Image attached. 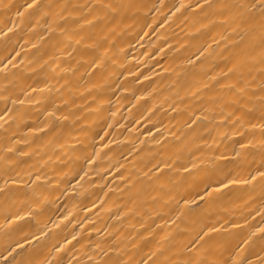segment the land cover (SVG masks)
Wrapping results in <instances>:
<instances>
[{
  "label": "bare ground",
  "instance_id": "obj_1",
  "mask_svg": "<svg viewBox=\"0 0 264 264\" xmlns=\"http://www.w3.org/2000/svg\"><path fill=\"white\" fill-rule=\"evenodd\" d=\"M221 4L259 15L0 0V258L264 264V48Z\"/></svg>",
  "mask_w": 264,
  "mask_h": 264
},
{
  "label": "snow or ice",
  "instance_id": "obj_2",
  "mask_svg": "<svg viewBox=\"0 0 264 264\" xmlns=\"http://www.w3.org/2000/svg\"><path fill=\"white\" fill-rule=\"evenodd\" d=\"M33 3H35V0H33ZM183 6V5H182ZM208 7H211V5H207ZM5 7L7 8L8 6L5 5ZM29 7H31V5H29ZM99 7L102 8H106L108 11L110 12H117V10L119 8L124 7L123 5H113V4H108V5H100ZM199 7V5H198ZM225 13L228 14V18L231 19V21L233 23H236L237 21H239V23L237 24V27L240 26V24H243L245 26V30H247L249 33H253V32H259L260 33V46L261 48H264V0H259V15L258 17L255 15L250 14L249 11V5L247 4H221L219 6ZM252 9L257 8V4L253 3L250 6ZM19 14V13H18ZM94 19H96V17H94ZM88 23H91V21H89ZM77 43H79V41H77ZM201 55H203V53H201ZM97 61L93 60L92 63L95 64ZM261 63H264V54H262L261 56ZM233 69H229V72H232ZM262 75H264V73H262ZM225 78L227 77V74H224ZM241 82H242V77H241ZM223 87L228 88L229 91H231L232 89H236L240 94H243L245 92V89L243 87H238L237 84H232V85H225ZM261 95L258 98L260 101V104L262 107H264V88H261ZM234 104H238L239 101H233ZM238 111L240 110L239 108L237 109ZM262 128H264V125L261 126ZM10 151V150H9ZM86 160H89V162L91 161L90 157H86ZM161 175H163V173L161 172ZM257 175L261 178V180H264V172H258ZM159 178V177H158ZM256 177L253 176L252 179H255ZM37 180H39V176H37L36 178ZM242 181H232L230 180L229 183H241ZM246 183V181L244 182ZM222 186H223V182H221ZM210 185L206 187L205 189V195H210L211 192L209 191L210 189ZM197 196L199 197V193H197ZM185 204L190 203V201L185 200L184 201ZM209 231H212V229H209ZM205 236L208 235V233L204 234ZM200 240H203V237H199L194 243H193V248H195L196 244L199 243ZM19 246V245H18ZM3 261V264H27L26 261H19L17 262L15 260V258H13V260H8L6 258H0ZM57 264H61V262H57ZM111 264H123V262H121L119 259L113 260L111 262ZM144 264H148L147 261H144ZM183 264H205L204 261H200V260H193L190 259L188 261L183 262Z\"/></svg>",
  "mask_w": 264,
  "mask_h": 264
}]
</instances>
